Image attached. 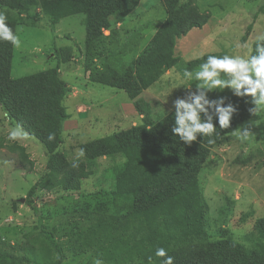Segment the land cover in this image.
<instances>
[{
  "label": "rangeland",
  "instance_id": "374dc122",
  "mask_svg": "<svg viewBox=\"0 0 264 264\" xmlns=\"http://www.w3.org/2000/svg\"><path fill=\"white\" fill-rule=\"evenodd\" d=\"M196 5L201 12L210 14L209 21L189 31L193 34L191 46L181 45L179 39L183 36L176 39L175 65L150 75L153 82L147 88L142 86L147 74H139L132 62L138 61L167 19L162 0L139 1L138 8L125 17L114 49L119 57L106 60L101 45L89 48L87 44L84 14L65 17L53 29L42 7L22 13L0 6L6 20L17 24L14 34L19 43H12L10 77L36 76V84L44 83V94H49L46 76L57 69L67 87L62 101L66 119L61 124V140L50 157V129L39 123V135H31L13 124L0 104V264L53 261L56 252L41 228L54 231L66 254L62 264H94L96 259L103 264H130L125 261L141 249L145 240L167 241L168 234L162 227H148L146 220L153 217L151 211L145 210L144 218H139L124 201L110 194L116 187V171L126 158H112L100 154L99 149L88 153L86 146L136 125L160 127L174 115L172 102L185 95L186 89L180 84L183 72L198 71L206 55L254 53L257 37L264 35V0H197ZM122 19L111 16L110 24ZM135 40L136 47L132 44ZM111 63L113 69L120 70L115 73L119 80L123 79L119 82L139 91V95L131 98L123 85L97 81L96 71L91 75L92 70H105ZM187 83L194 90L197 81ZM218 95H227L231 101L239 98L230 90L209 93L210 98ZM245 127L251 138L241 142L236 133ZM70 170L82 176H75L65 185V175ZM197 180L207 207L205 234L195 241L208 243L213 249L206 254L195 253L194 257L203 264L215 258L220 264L231 253L244 258L264 254V239L257 230L258 221H264V116L252 115L238 121L209 149ZM124 181L128 183V177ZM33 187L31 199L37 210L27 203ZM136 221L145 222L138 232ZM171 224L181 229L178 215ZM194 224L191 222L188 229ZM186 234L187 238L173 237L166 249L174 261L180 246H190L197 235L194 230ZM163 259L157 257L153 264H162Z\"/></svg>",
  "mask_w": 264,
  "mask_h": 264
},
{
  "label": "trees",
  "instance_id": "16d2710c",
  "mask_svg": "<svg viewBox=\"0 0 264 264\" xmlns=\"http://www.w3.org/2000/svg\"><path fill=\"white\" fill-rule=\"evenodd\" d=\"M139 1L0 0V6L11 10L16 9L22 13L42 7L43 13L50 17V27L53 29L55 24L65 17L84 14L86 16L87 44L89 48L101 45L100 47L104 51L102 57L106 60L116 55L114 49L119 43L115 39L110 17L125 18L136 8ZM196 1L189 0L187 3L181 4L179 0H162L167 8V19L151 39L150 45L148 44L146 50L139 55L138 61L132 62V65L137 67L136 71L139 74H147L146 83L142 84L143 88H147L153 82V79H149V77L154 72L175 65L176 39L187 35L193 28L203 27L209 21L210 14L201 12ZM260 11H263V8ZM6 23L14 33L16 21L6 20ZM109 28L112 29V34L105 36L104 30ZM251 30L252 24L248 26V33ZM132 44L135 47L138 46L136 42L132 41ZM11 48L10 41L0 40V104L12 120L11 122L19 125L31 135L36 137L39 135V123L50 129L49 134L52 137L48 150L50 157L59 145L61 124L66 119L62 108V101L67 93L66 84L57 69H53L51 74L46 76L51 87L49 94H44V83L39 81L36 84L34 80L36 76L11 78ZM253 54H255V50ZM119 55L116 56L119 57ZM102 62L104 67V61ZM105 67H107L105 70L98 68V70H92L93 72L90 71L91 75L96 71L99 74L97 81L113 86L123 85L131 98L140 94L139 91L132 90L129 85L124 86L123 82H119L123 79L119 80V75H115V73H119L120 70L113 69L112 63ZM38 75L45 77L44 74ZM43 98L46 101L41 103L39 100ZM249 100L250 98L233 99L231 102L238 107V112L233 116L230 128L220 129L218 121H214L217 125L216 133L211 137L199 136L198 140L191 145L180 141L179 137L172 133L174 125V115H172L160 127L136 125L86 146L88 153L99 149L100 154L109 155L112 158L118 156L126 158V162L120 165L116 171V187L110 194L115 200L124 201L129 211L135 213L139 218H144L145 210L151 211L153 217L146 220L148 227L152 228L157 224L168 234V239L164 243L160 239L154 238H150L149 241L145 240L141 249L134 253L133 257L130 256L125 261L126 263L149 264V257H151V264H153L157 259L155 255L157 248L168 249L173 237L187 238V231L194 230L197 235L193 238L190 246H180L173 264H203L201 260L194 257L195 253L206 254L213 247L209 248L208 243L195 241V238L205 234L204 218L207 207L200 194L197 176L209 155V149L217 145L238 121L252 116L249 108L253 105L248 102ZM46 102L48 105L45 104ZM41 130H43L42 127ZM75 176L79 178L82 175H76L73 170L67 172L65 185H68ZM126 177H128V183L124 181ZM34 189L35 187L29 191L27 203L37 210L38 208L31 199ZM175 215H178L181 220V229L172 227L171 222ZM142 222H135L136 225L139 223L135 232L140 231L143 227ZM191 222H195V224L191 229H188ZM257 230L262 234L260 237L264 239V221H258ZM125 231L131 233L130 228H126ZM41 233L56 252V258L47 264H62L66 254L54 231L41 228ZM242 251L246 252L244 249ZM237 256L239 260H236ZM216 257L221 258V255ZM206 262L218 264L215 258ZM220 264H264V254L249 255L244 258L241 254L231 253L222 259Z\"/></svg>",
  "mask_w": 264,
  "mask_h": 264
},
{
  "label": "clouds",
  "instance_id": "9594fccd",
  "mask_svg": "<svg viewBox=\"0 0 264 264\" xmlns=\"http://www.w3.org/2000/svg\"><path fill=\"white\" fill-rule=\"evenodd\" d=\"M6 19V16L0 13V40L18 44V37L8 26ZM203 55L202 53L201 56ZM193 80L197 81L194 90L193 86H188L187 83ZM180 84L185 87L186 92L184 96L172 102V133L188 145L197 141L199 136L211 137L216 133L217 125L214 121H218L220 129L230 128L233 116L238 112V107L227 95L210 98L209 93L230 90L232 96L250 98L248 102L253 106L249 108V112L253 116H264V35L257 37L255 54L207 55L206 60L199 65L198 71L183 72ZM168 96L169 94L164 103ZM236 135L241 142L251 138L247 127ZM155 255L164 258L162 264L174 262V257L168 255L164 248H157ZM94 264H103V261L96 259Z\"/></svg>",
  "mask_w": 264,
  "mask_h": 264
},
{
  "label": "crops",
  "instance_id": "0c3cea01",
  "mask_svg": "<svg viewBox=\"0 0 264 264\" xmlns=\"http://www.w3.org/2000/svg\"><path fill=\"white\" fill-rule=\"evenodd\" d=\"M138 8V7H137ZM136 8V9H137ZM135 9V10H136ZM134 11V10H133ZM132 11V12H133ZM131 12V13H132ZM130 13V14H131ZM129 14V15H130ZM128 17V16H127ZM125 19L126 18H124V19H122L121 21H119V22H117V24H115V25H113L112 26V29H113V31L115 32L114 33V35H115V39L117 40V41H119L120 40V36H121V31H122V29H123V26H124V24H125ZM112 29L111 28H109V29H105L104 30V34H105V36H111V34H112ZM156 33V32H155ZM155 33L153 34V36L155 35ZM192 32L190 33H188L187 35H185V36H183L181 39H179L180 41H182V43H181V45L183 44V46L184 47H189V46H191V44H192V40H193V37H192ZM152 36V37H153ZM195 36V35H194ZM152 37H151V39H152ZM150 39V40H151ZM138 40H135V42H137Z\"/></svg>",
  "mask_w": 264,
  "mask_h": 264
}]
</instances>
